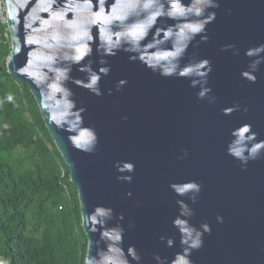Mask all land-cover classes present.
<instances>
[{
  "label": "water",
  "instance_id": "1",
  "mask_svg": "<svg viewBox=\"0 0 264 264\" xmlns=\"http://www.w3.org/2000/svg\"><path fill=\"white\" fill-rule=\"evenodd\" d=\"M2 1L84 264H264V0Z\"/></svg>",
  "mask_w": 264,
  "mask_h": 264
},
{
  "label": "trees",
  "instance_id": "2",
  "mask_svg": "<svg viewBox=\"0 0 264 264\" xmlns=\"http://www.w3.org/2000/svg\"><path fill=\"white\" fill-rule=\"evenodd\" d=\"M0 19V264H84L78 188L26 83L7 69Z\"/></svg>",
  "mask_w": 264,
  "mask_h": 264
},
{
  "label": "built area",
  "instance_id": "3",
  "mask_svg": "<svg viewBox=\"0 0 264 264\" xmlns=\"http://www.w3.org/2000/svg\"><path fill=\"white\" fill-rule=\"evenodd\" d=\"M0 19L7 22L6 8H5L2 0H0Z\"/></svg>",
  "mask_w": 264,
  "mask_h": 264
}]
</instances>
